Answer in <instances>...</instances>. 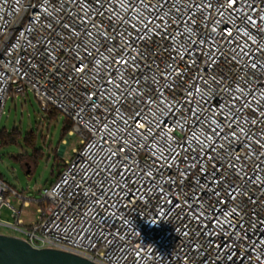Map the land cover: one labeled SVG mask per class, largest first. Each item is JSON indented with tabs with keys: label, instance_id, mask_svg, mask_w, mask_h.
<instances>
[{
	"label": "built area",
	"instance_id": "obj_1",
	"mask_svg": "<svg viewBox=\"0 0 264 264\" xmlns=\"http://www.w3.org/2000/svg\"><path fill=\"white\" fill-rule=\"evenodd\" d=\"M262 65L264 0H0V119L33 94L80 139L31 226L0 177V226L96 264H264Z\"/></svg>",
	"mask_w": 264,
	"mask_h": 264
},
{
	"label": "rangeland",
	"instance_id": "obj_2",
	"mask_svg": "<svg viewBox=\"0 0 264 264\" xmlns=\"http://www.w3.org/2000/svg\"><path fill=\"white\" fill-rule=\"evenodd\" d=\"M65 121L66 117L61 113L43 112L33 94L11 97L6 102L5 113L0 119V134L16 130L19 137L16 142L3 145L0 139V177L25 197L37 201H32L29 207H22L21 218L27 226L39 222V210L45 209V205L39 202L42 200V189L56 181L66 161L73 157L74 149L80 146V139L69 136V133L62 141ZM32 132L35 136L33 145L25 140L26 135ZM20 155L25 158H20ZM27 161H33L30 169ZM7 196H10L12 206L18 207L17 197L11 193ZM2 218L14 221L7 207L2 209ZM0 233L25 236L3 226H0Z\"/></svg>",
	"mask_w": 264,
	"mask_h": 264
},
{
	"label": "water",
	"instance_id": "obj_3",
	"mask_svg": "<svg viewBox=\"0 0 264 264\" xmlns=\"http://www.w3.org/2000/svg\"><path fill=\"white\" fill-rule=\"evenodd\" d=\"M0 264H96L76 254L35 248L19 236L0 233Z\"/></svg>",
	"mask_w": 264,
	"mask_h": 264
},
{
	"label": "trees",
	"instance_id": "obj_4",
	"mask_svg": "<svg viewBox=\"0 0 264 264\" xmlns=\"http://www.w3.org/2000/svg\"><path fill=\"white\" fill-rule=\"evenodd\" d=\"M50 113H60L57 109L55 108H52L51 110H49ZM72 126H73V122L72 120H70L69 118L66 117V121H65V126L63 128V132H62V141L65 140V135L67 133L70 132V130L72 129ZM18 132L16 130H13L12 132H7V131H3L1 134H0V139H1V142H2V145L3 144H8V143H14L18 140ZM25 140L33 145L34 144V140H35V136L32 133L30 134H27L26 137H25ZM24 157L23 155H20V158ZM25 158V157H24ZM32 164H33V161H27L26 162V165L27 167L30 169L32 167Z\"/></svg>",
	"mask_w": 264,
	"mask_h": 264
},
{
	"label": "snow or ice",
	"instance_id": "obj_5",
	"mask_svg": "<svg viewBox=\"0 0 264 264\" xmlns=\"http://www.w3.org/2000/svg\"><path fill=\"white\" fill-rule=\"evenodd\" d=\"M97 2H98V0H97ZM228 2H229L230 5H235L236 2H237V0H228ZM249 20H252V18H251L250 16H249ZM254 22H255V21H253V23H254ZM258 51H259V50H258ZM252 67L255 68V67H256V64H255V63L252 64ZM262 67H264V65H262ZM121 151H124V149H121ZM113 154H114V153H113ZM125 171H131V169H125L124 171H122V172L120 173L122 181H124L125 184H126L127 178H126V176H125ZM132 174H135V172H133ZM146 175H149V173H146ZM112 187H120V186H119V185H113ZM143 187H144L143 184L139 185V186L136 188L135 193H131V195H137V194H138L140 197H143L145 194L150 193L154 188H157L158 185H156V184H151V186H150L149 188L145 189L144 191H141V189H142ZM120 190H121V191H124V192H127L126 187H121ZM160 193H161V195H163V196H166V195L168 194L167 191H166V190H163V189L160 190ZM112 195H115V193L113 192ZM109 199H111V196H109ZM98 200H99V202H100V204H101L102 207H103L104 205H107V201H105V200H100V198H98ZM168 203H171V201H168ZM185 203H187V202H185ZM108 206L111 207V205H108ZM180 206H181L180 204H174V205H173V208H179ZM170 210H171V209H170ZM233 211H236V210L233 209Z\"/></svg>",
	"mask_w": 264,
	"mask_h": 264
}]
</instances>
